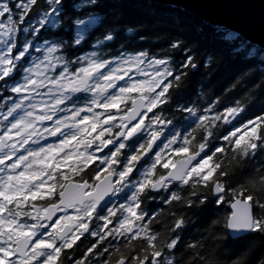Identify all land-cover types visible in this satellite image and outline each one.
<instances>
[{
  "label": "snow or ice",
  "instance_id": "obj_1",
  "mask_svg": "<svg viewBox=\"0 0 264 264\" xmlns=\"http://www.w3.org/2000/svg\"><path fill=\"white\" fill-rule=\"evenodd\" d=\"M85 2L95 4V0H85ZM60 3L61 0H47L50 7L44 10L38 20L32 24L31 32L33 34L39 33L46 24L51 27H56L59 24L57 17L61 11L58 7ZM36 4L37 0H23V3L21 0H16L15 8L20 11L18 16L20 25L25 23L30 6ZM13 11L11 0H0V17H6L11 21ZM75 23L78 28L76 43L79 44L83 38V32L92 23V20L91 18L88 20L77 19ZM3 28L5 26L0 23V29ZM20 30L27 35L30 28L22 27ZM16 31L15 25L7 27L6 30H0V45H4V51L0 53V82H4V84L0 87L8 85L9 79L14 78L13 74L23 69L22 82L12 84L8 88L11 93L17 94L19 99L13 101L12 106L6 112H0V117H2L0 119V125H2L0 127V264H34V262L36 264H57L62 249H71L84 233L96 236L102 242L106 235H123L121 229L132 232L133 221L144 220V213L136 211L140 207L138 194L149 188L152 191H158L161 186L167 188L168 183L173 180H182L184 184H188L193 175L207 182L220 167L219 164L211 165L212 156H208L207 159H202L200 163L189 170L187 165L196 159V156L199 155L197 152L189 156L188 160L180 164L179 167L171 161L163 163V168L168 169L171 165L174 171H170L167 176L160 175L159 179L153 182L149 177L153 174L156 166L161 164L164 158L162 152L154 153V160L150 167L138 169L137 165L149 152H152L155 142L159 139V132L152 131L148 140L139 143L133 152L125 153L123 151L129 141L139 140L145 129L160 123L161 118L153 112V109L167 103L169 89L174 84L178 86L182 73L174 74L168 67L167 60L150 61V65L155 68L154 78L140 83L127 84L120 87L118 93L111 94L109 90L115 89L117 82L123 80L124 76L128 74L123 65L111 68L105 73L102 69L117 62L97 59L95 53L87 57L77 56L75 61L71 59L64 61L62 56L55 55L63 46L54 44L44 49L43 58L38 63L34 62L33 67L24 68V63L27 62L33 45L31 41H27L22 46H18L15 39ZM235 36L236 33L229 32L224 38L231 40ZM105 39L111 40V34H108ZM178 46L179 42L172 44L173 48ZM36 50L41 51L40 48ZM258 54L260 58L264 59V51L258 53L256 47L249 48L245 53L246 58H257ZM121 59L123 64L135 65L138 71H143L139 66L144 64L149 57L147 53H140L135 57H122ZM73 64L78 67L72 68ZM189 64L195 67L192 64V57H188L182 67H188ZM57 65L60 66L59 74L50 75L55 72ZM157 66H163V70ZM128 79L131 81L132 77L129 76ZM42 88L46 91H40ZM157 89L159 91H156ZM133 91H138L142 95L139 100L133 99L132 108L121 115L120 105L129 98L125 94ZM79 92L92 93L91 104L71 109L61 107L72 99L73 94ZM143 93H151V95L144 96ZM145 100L147 101L146 112L142 114L141 110L145 108ZM96 109H103L104 112H98ZM111 109L118 111L111 113ZM62 111L67 114L62 119H54L57 113ZM188 111L195 115L194 110L188 109ZM240 111L239 107L228 108L223 117L225 122H230L227 118H234ZM105 113L108 114L104 119H101ZM147 113H152L148 123L145 122ZM203 119L207 120L208 117L204 116ZM212 119L220 120L222 117L216 115ZM45 121H51L52 126H45ZM250 123L251 127L246 126L239 138L231 140L230 137H225V140L233 143L236 149H242L245 155L248 154L249 149L255 152L258 147L264 148V131H259V129H264V117ZM64 129L69 131L65 132ZM93 133H95L94 137ZM58 135L64 137L59 145L49 144L47 147L38 149L26 147L30 143L38 144L47 136ZM208 135L211 133L209 132ZM231 136L235 137L236 132L233 131ZM89 137L93 138L89 139ZM73 141H75L73 152H66L65 149L72 145ZM97 141L99 143L96 146V151L89 152V148ZM174 143H176L175 140H170L163 145V149H168ZM188 143L189 140L185 138L184 144ZM156 147L159 148L160 145L156 144ZM199 147L200 151H203L205 144L201 143ZM81 148L83 151L79 150ZM104 149H108V153L101 159L96 155V152H102ZM175 151L187 153L188 148L181 146ZM216 151L223 152L224 149L219 148ZM62 152L64 155L61 158ZM73 153L76 155L77 161H83L84 167L96 161H99L104 167L94 174L93 179L98 183L90 184L88 180L81 177V182L74 186L76 194L67 204L65 203V191L58 193L60 205L65 210L68 206L75 209L74 217L65 215L62 218L64 221H73L71 226L67 223L61 224L59 219L53 221V216L60 210L55 201L52 202L51 207L31 205L32 210H26L25 205H29L32 201L44 200L45 193L52 196L56 193L57 187H62L56 173L60 172L62 163L68 165L73 160ZM121 156L124 157L122 166H120ZM9 161L11 163H8ZM113 165L120 167H113ZM205 169L207 170L206 174L201 175ZM82 170V168L72 167L74 172ZM135 171L141 172V179L130 183L128 178ZM101 172L107 173V175L102 178ZM60 176L63 180H68L67 175L60 173ZM48 181H53V183L48 184ZM126 187L134 189L131 203L120 206L128 213V216L120 219L118 226L110 229L106 235H101L100 232H89V222L94 218V215L96 219L101 218L100 211L102 209L98 210V206L105 200V197L120 192ZM214 191L217 194V204L222 206L226 203L224 197L228 195V189L216 181ZM235 195L243 198L233 203V209L241 205L242 208L240 211H233L230 216L226 217L225 227L231 233L264 232V216H257L254 211L257 206L264 209V202H257L250 193L246 196L243 193H235ZM172 199H178V197L173 194ZM108 213L109 216H113L116 211L110 208ZM22 217H27L34 222H22ZM103 219L106 227L111 221L107 217ZM49 222L52 224V231L48 232L47 238H45L43 230L49 228ZM182 225L183 220H178L175 228L180 229ZM141 234L147 240L148 248L153 250L143 258L136 257L138 264H171L170 260L161 261L158 259L162 256V251L155 249L153 244L157 237L147 231L144 225H139L137 231L132 232L128 238L134 239ZM176 244L177 240L172 239L167 244V248L172 249ZM147 250L146 248L145 251L147 252ZM107 251L105 249V252ZM87 252L94 254L92 248L87 249ZM41 257L44 258L42 261ZM86 259L87 257H85ZM85 260H77L76 264H85ZM118 264H133V260L120 258Z\"/></svg>",
  "mask_w": 264,
  "mask_h": 264
},
{
  "label": "trees",
  "instance_id": "obj_2",
  "mask_svg": "<svg viewBox=\"0 0 264 264\" xmlns=\"http://www.w3.org/2000/svg\"><path fill=\"white\" fill-rule=\"evenodd\" d=\"M11 3L14 8L12 20L0 17V22L5 26L3 30L16 26L18 46L32 42L24 68L31 67L33 60L42 59L44 49L56 44L63 47L55 55L62 56L64 61H75L77 56L87 57L95 53L97 59L118 62L122 57L147 53L149 59L142 64L148 68L146 80L154 78L155 68L150 61L155 59L167 60L174 74L182 73L178 86L174 84L169 89L168 102L159 105L167 108L160 117L165 116L169 131L176 138L174 149L188 148L187 153L168 156L171 157L169 161L174 163L185 155L199 152V145L203 143L202 159L212 156L210 164H219L220 167L207 182L193 175L188 184L169 185L164 198L148 200L141 195L144 220L140 222L156 235L155 249L161 250L163 259L170 260L171 264H264V232H251L233 239L225 227L226 217L231 215L230 202L243 198L235 193L244 196L250 193L257 202H264V148L258 147L255 152L249 149L245 155L242 149H236L233 143L225 140L226 136L231 140L239 138L246 126L251 127V121L264 117V59L259 54L257 58H246L245 55L251 47H256L258 53L264 50L238 34L231 40L225 39L231 31L212 26L180 7L149 0H95V4L85 0H61L59 24L56 27L46 24L36 34L31 32V26L50 7L47 0H37L36 5L30 6L23 25L18 21L20 11L15 8L16 0ZM90 18L92 23L77 44L75 21ZM22 27L30 28L27 35L20 30ZM108 34H111V40L105 39ZM176 42L179 46L173 48L172 44ZM37 45L41 46V51L36 50ZM0 46L4 51V45ZM188 57H192L195 67L191 64L182 67ZM115 64L105 70H111ZM157 67L163 70V66ZM59 71L57 65L50 75H58ZM13 75L7 86L22 80L23 69ZM40 91L46 90L42 88ZM87 95L83 93L81 98L93 99L92 93ZM76 98L72 95L71 100ZM231 107H239L241 111L234 118L228 117L230 122H225L223 117ZM188 109L194 110L195 115ZM216 115L222 119L213 120ZM204 116L208 119L204 120ZM233 131L235 137L231 136ZM185 138L189 140L187 145L184 144ZM219 148L224 151L217 152ZM206 172L205 169L201 175ZM216 181L228 189V195L224 197L226 203L222 206L217 204L213 191ZM173 194L178 199H172ZM254 211L257 216H264V209L257 206ZM178 220H183L180 229L175 228ZM172 239H176L177 244L169 249L167 244ZM152 250L148 244L136 241L126 248H117L107 264L129 257L131 251L147 255Z\"/></svg>",
  "mask_w": 264,
  "mask_h": 264
},
{
  "label": "flooded vegetation",
  "instance_id": "obj_3",
  "mask_svg": "<svg viewBox=\"0 0 264 264\" xmlns=\"http://www.w3.org/2000/svg\"><path fill=\"white\" fill-rule=\"evenodd\" d=\"M36 48H41L40 45H37ZM34 64L31 63V67H33ZM132 76V74L130 75ZM142 79V78H141ZM4 82H0V85H3ZM127 83H117V86L115 89H110L109 92L111 94H116L119 92L120 87L126 86ZM10 86H3L0 87V112H6L9 107L12 106L13 101H17L19 99V96L17 94L11 93L8 88ZM85 94L86 97H88L86 92H79L73 94L74 97H77L76 99L70 100L66 102L65 106L68 109L74 108V107H86L87 105L91 104V100H87V98H81L82 94ZM128 99L124 103L120 105V114H124L127 111H129L132 108V100L136 99V97L141 96L142 94L136 91H133L131 93L125 94ZM144 96H149V94L143 93ZM146 101V100H145ZM146 106L147 101L145 103L144 112H146ZM98 112H104L103 109H96ZM117 109H111V113H117ZM153 112L160 117L162 112L166 113L167 108L163 107L160 108L158 106L156 109H153ZM22 114V113H21ZM66 112H59L57 113V116L55 118H63L64 115H66ZM108 113H105V115L101 116V119H104ZM84 115V113H82ZM152 117V113H147V116L145 117V122L148 123V120ZM165 117V116H164ZM164 117H160V123L152 125L150 128L145 129L143 135L140 137L139 140H133L128 142V146L123 150L125 153H131L133 152V149L137 147V145L141 142H145L148 140L150 133L152 131H158L159 132V139L156 142V144H159L160 147L157 148L156 144L153 147L152 152L148 153V156L143 158L140 163L137 165L138 169L141 168H147L150 167L152 164V161L154 160V153L156 151H161L163 155V159L161 161V164H158L156 167L157 169L154 170L153 174L149 177L153 182L157 181L159 179V176L162 175L160 172L164 170L165 168L162 167V164L167 162V157L172 156L175 153H178L175 151L173 144L170 145L168 149H163V145L167 144L170 140H174L172 137L173 134H171V131H169L168 122ZM2 119V117H0ZM11 119V118H10ZM139 119V117H138ZM7 123V122H6ZM45 126L51 127V121H45ZM2 127V125H0ZM107 127V126H105ZM63 131L68 132V129H64ZM115 131V129H114ZM95 136V133H93V137ZM93 137H89V139H92ZM64 139L62 136H47L46 139L40 140L38 144H29L26 147H30L32 149H38L40 147H47L49 144H55L59 145L61 143V140ZM176 139V138H175ZM99 142H95L91 148H89V152H95L96 146ZM73 145H75V141L72 142V145H69L68 148L65 149L66 152H73ZM111 147V146H109ZM80 151H83V149H79ZM108 153V149H104L102 152H96V155L100 156L102 159L104 155ZM64 153H61V158L63 157ZM121 165L124 163V157H120ZM8 163H11L9 161ZM120 166L113 165V167L119 168ZM72 167L82 168V171H72ZM104 166L99 163V161H96L93 164H89L87 167H84L83 161H77L76 155L73 153V160L68 164H61L60 172L56 173V175L59 178V183L62 187H57L56 193H54L52 196H48L45 193V199L44 200H37L30 202L29 205H25V209L31 211V205H35L36 207H51V204L53 201L60 207V210L55 213L53 216V221L59 219L61 220V224L67 223L69 226L73 223V221H64L62 218L67 215L69 217H74L76 215L75 209L72 206H68L65 210L62 205H60L58 193L60 191H65L66 200L65 203L67 204L69 200L72 199V197L76 194L74 191V186L81 182V177H83L84 180H88L89 183H98L93 179L95 172L100 171ZM171 168V167H170ZM170 170V169H169ZM168 170V171H169ZM167 172H165L163 175H166ZM60 173H63L68 176V180H63L62 176H60ZM107 175V173L101 172V176ZM153 178H156L153 180ZM130 183H135L136 181H139L141 179V172L135 171L129 178ZM53 183V181H48V184ZM183 183V182H181ZM180 183V184H181ZM138 186V185H137ZM47 187V185H46ZM119 187V186H118ZM166 188H163L161 191H152L149 189H146L143 193L138 194V199L140 201L141 195H144L146 199L152 200L153 197H156L158 199L164 198L163 195L165 194ZM134 192V189L131 187H126L120 192H115L108 196L104 201L101 202V205L98 206V210L102 209L100 211V219H96L95 215L94 218L89 222V232H100L101 235H106L110 229L115 228L118 226L120 219H122L125 216H128V213L122 209L121 205H129L132 200V194ZM11 207V206H10ZM141 203L140 207L136 209V211L142 212L141 209ZM114 209L116 211V214L113 216H109L108 209ZM33 214H35L33 212ZM104 217H107L111 222L107 224L105 227V220ZM131 219V218H130ZM21 221H26L27 223H33L34 221L28 219L27 217H22ZM49 228L47 230H43V236L47 238L48 232L52 231V224L49 222ZM139 225L145 224L141 223L140 221H133V228L132 232L137 231V227ZM147 231L151 233L149 229L145 227ZM123 232V235H106V238L101 242L98 237L90 235L89 233H84L83 236L80 237L79 240L76 241V243L73 245L71 249H62L61 256L59 257L57 264H76L77 260H85V257L87 259L85 260V264H107V262L110 260V258L116 253L115 250L117 248H126L129 246V244L134 243L136 241L144 242L145 244H148L147 240L144 238L143 234L136 236L134 239H129L128 237L132 235V232H128L124 229L120 230ZM79 234V233H77ZM114 242V243H112ZM59 243V242H58ZM123 244V245H122ZM92 248L94 254L88 253L87 249ZM105 249H107V254L105 252ZM115 252V253H114ZM129 257H122L126 259H132L133 264H138V261L135 259L136 257L143 258L145 255L141 253H136L131 251L128 255ZM41 261L44 259L43 257L40 258ZM120 259V258H119ZM110 261L109 264H118V260ZM160 260L163 259V255L158 258ZM36 264V262H34Z\"/></svg>",
  "mask_w": 264,
  "mask_h": 264
},
{
  "label": "water",
  "instance_id": "obj_4",
  "mask_svg": "<svg viewBox=\"0 0 264 264\" xmlns=\"http://www.w3.org/2000/svg\"><path fill=\"white\" fill-rule=\"evenodd\" d=\"M149 1L161 5H171V6L180 7L185 11L199 17L206 23L211 24L212 26L224 27L232 32L239 34L241 37L247 39L251 43L264 48V0H149ZM139 99L140 97L137 98L136 100ZM143 111L144 109L141 110V112ZM188 157L179 159L175 163V165L179 167L180 164L185 163L188 160ZM201 157H202V153H199V155L196 156V159L192 160L187 165L188 169L190 170L192 166ZM170 171H174V169L171 168ZM168 173L165 176H167ZM173 182L181 183L182 180H173ZM163 188L164 187L161 186L158 191H161ZM214 195L215 197H217L215 191H214ZM106 198H108V196L105 197V199ZM239 199L240 198L235 199L230 204L231 214L233 211L241 210L242 205L238 206L236 209H233L232 207L233 203H235L236 200ZM227 230L230 237L233 239H237L251 233V232L231 233L229 229Z\"/></svg>",
  "mask_w": 264,
  "mask_h": 264
},
{
  "label": "rangeland",
  "instance_id": "obj_5",
  "mask_svg": "<svg viewBox=\"0 0 264 264\" xmlns=\"http://www.w3.org/2000/svg\"><path fill=\"white\" fill-rule=\"evenodd\" d=\"M1 23V22H0ZM0 30H3V29H0ZM0 53H3V51L1 50V46H0ZM127 58H129V57H127ZM121 65H123V68L125 69V70H127V72H129L130 70H132L134 67H135V65H126V64H123V61H122V59H120L112 68H114V67H118V66H121ZM109 70V69H108ZM105 71H107V70H105ZM110 71V70H109ZM144 71V70H143ZM108 72V71H107ZM106 72V73H107ZM145 73L146 72H142V75H145ZM128 75V74H127ZM127 75H125L124 76V79L123 80H120V81H118V83H127V84H131V83H140L141 81H144L143 79H135L134 77L131 79V81H129V79L127 78ZM101 83H103V81H101ZM162 261V260H161Z\"/></svg>",
  "mask_w": 264,
  "mask_h": 264
},
{
  "label": "bare ground",
  "instance_id": "obj_6",
  "mask_svg": "<svg viewBox=\"0 0 264 264\" xmlns=\"http://www.w3.org/2000/svg\"><path fill=\"white\" fill-rule=\"evenodd\" d=\"M224 28V27H223ZM226 29V28H225ZM228 30V29H227ZM230 31V30H229ZM232 32V31H231ZM235 33V32H234ZM237 34V33H236ZM239 35V34H238ZM240 36V35H239ZM243 38V37H242ZM243 39H245V38H243ZM246 41H248L247 39H245ZM250 42V41H249ZM256 45V44H255ZM260 47V46H259ZM261 49H263L264 50V48H262V47H260Z\"/></svg>",
  "mask_w": 264,
  "mask_h": 264
}]
</instances>
